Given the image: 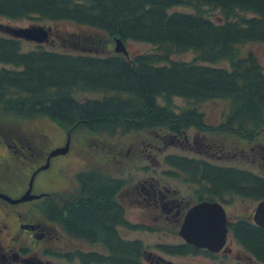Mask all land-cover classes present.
Segmentation results:
<instances>
[{
    "label": "trees",
    "instance_id": "trees-1",
    "mask_svg": "<svg viewBox=\"0 0 264 264\" xmlns=\"http://www.w3.org/2000/svg\"><path fill=\"white\" fill-rule=\"evenodd\" d=\"M212 10L218 13L213 16ZM0 15L66 20L89 30L58 33L72 44L64 49L42 44L23 49L21 39L0 33V146L5 149L16 145L12 135L29 138L32 133L18 122L38 117L71 135L83 129L107 138L157 128L180 134L195 126L250 140L264 124V65L254 52L240 53L244 43L264 42V0H0ZM115 37L146 42L153 49L116 52ZM184 51L193 52L192 58L172 57ZM220 61L226 65H217ZM85 92L87 97L79 95ZM175 96L190 104L177 110L171 103ZM212 99L228 103L217 124H208L194 105ZM9 149L7 156H20L19 164L32 155L28 146ZM163 162L184 169L192 182L207 183L211 191L203 193L216 199L227 194L264 197V177L203 157L170 154ZM104 170L97 164L88 176L79 175L88 198L67 223L111 233L108 245L121 250H110L106 259L130 264L136 262L135 251L109 232L120 214L113 211L106 188L115 179ZM231 226L237 241L264 260V227L247 218Z\"/></svg>",
    "mask_w": 264,
    "mask_h": 264
},
{
    "label": "flooded vegetation",
    "instance_id": "flooded-vegetation-1",
    "mask_svg": "<svg viewBox=\"0 0 264 264\" xmlns=\"http://www.w3.org/2000/svg\"><path fill=\"white\" fill-rule=\"evenodd\" d=\"M193 127L195 126L182 130L180 134L168 132L165 139L176 138L175 140H183V143L190 147L192 143H196L198 147L204 148L209 153H211L210 151H212V153L219 152L224 156H233L234 158L241 156L246 158V160L264 164V162L260 161V159L264 160V142L259 141L258 135H255L253 139L250 140L240 137L233 139L231 135H226L227 140H225V142L213 140L214 143L208 144L205 141L206 135L200 134V131L193 136L192 141L190 140L188 130ZM217 132L218 131H215L214 134L215 139H218ZM238 139L243 142L240 143L237 141ZM235 151L240 152V155H234ZM170 154H181L194 158L203 157L213 164L229 166L228 169L231 170L235 168L237 171H246L258 177H264V171L258 170L256 167L250 168L248 166L234 164L225 165L199 154L188 155L187 153H168L166 155L169 156ZM106 156L109 164L106 167L105 165H101V167L105 169L104 171L111 173V177L115 179V181L106 188L111 196L110 201L113 202V205L111 204L113 206V211L120 214L113 220L112 229L109 232H113L112 237L114 239L116 238L119 241H123L124 245H127L126 250L135 251L136 262L133 261L130 262V264H194L193 262L195 261H213L215 264H227L225 259L229 256H233L238 262H243L244 264H264V260L257 259L250 250L237 241L231 226L232 223H236L237 220L242 218H247L255 224L252 218V212L248 216L236 215L233 217L229 215L227 210V207L234 202L236 198H240L244 201H253L255 207L257 201L264 197L259 199L235 195H230L228 197L227 194L223 196L222 199H216L211 197L209 193H203L205 191H211L207 183H202L200 185L192 182L182 174L185 173L184 169L173 168L168 164L169 167L164 169L163 172L174 177L172 179L183 181L182 183L185 185V189L181 190L177 187V184L158 183L153 177L133 182L132 177L123 178L121 174L116 175L114 172L115 167L110 166V162L115 163L117 160L116 151L112 152L107 150ZM111 156L113 160H111ZM213 156H215L216 160H220L219 158H221L216 155ZM91 169L92 165L81 169L75 174L76 182L69 186H65L61 189L54 188L49 193L41 191L38 192L40 194L39 197L30 199H45L44 201L50 203L47 204V206L45 205V208H40L44 212L47 220L28 221L22 218V214H30L33 212L30 208L23 212L18 211L13 213L12 215L15 219L9 218L12 217L11 213L5 211V215L3 214L5 220L0 222V233H5V235L9 236L6 241L0 238V264H54V261L50 258L42 262L39 252L49 254L50 256L54 255L53 258L60 257L69 262L74 259V261L77 260L79 264L113 263L111 260L106 259V257L109 256L110 250L121 249H113V247L108 245V236L111 237V233H107L106 236V234L98 228H94L92 231L78 228L72 224H75L74 219H72V226L67 223L68 218L69 220L70 217L73 218L75 210L79 209L80 206L87 201L88 194L85 191L84 183L80 181L79 175L82 173L88 176ZM144 169L151 170V167H146ZM27 188L28 186H26L24 191ZM203 200H215L220 202L226 213V236L223 244L217 249H210L206 246H199L189 242L179 232L189 208ZM128 207H133V209L141 213L140 216L142 219L139 220L140 223H138L137 220L132 221L131 218L127 216ZM151 217L154 219L157 218L154 225H150L148 221H144L147 219L149 220ZM137 224L140 227H155V230L164 231L167 235L172 236H169L170 240L167 241L157 240L153 245L147 244L137 237L123 236L122 232L129 230L128 228ZM235 244L237 246H235ZM51 250L64 251L57 252ZM180 259H183V261L188 260V263L181 262Z\"/></svg>",
    "mask_w": 264,
    "mask_h": 264
},
{
    "label": "rangeland",
    "instance_id": "rangeland-1",
    "mask_svg": "<svg viewBox=\"0 0 264 264\" xmlns=\"http://www.w3.org/2000/svg\"><path fill=\"white\" fill-rule=\"evenodd\" d=\"M218 10H212V15H216ZM42 24L44 27H50L51 33L49 39L42 41L44 47H53L55 49H64L65 47L69 48L72 46L70 40H61L58 33H68V32H81L88 33L86 27L79 26L73 22L66 20L51 21L45 19H32V18H17L11 19L0 15V33H8V26H23L27 24ZM21 44L23 49H29L35 47L37 42L29 41L26 39H21ZM125 45L129 51V54L133 55L137 52L152 50L153 45L141 42L128 40L125 42ZM104 51V50H103ZM248 51L254 52L258 60L264 65V42L253 41L247 42L241 45L240 53L245 54ZM193 52L184 51L174 53L172 55L175 59H191ZM217 65H226V62L220 61ZM81 97L85 98L89 95L88 92L79 94ZM161 104L165 103V100L162 98L158 99ZM172 105L177 109H183L184 106L189 105L190 103L183 100L181 97H173L171 99ZM204 113V119L208 124H217L223 117V114L228 108V103L224 99H212L208 101L201 102L200 104H194ZM16 124V123H15ZM20 127L25 128L26 130L32 132L28 134L27 137L23 138L20 136L12 135L13 143L16 145L10 144V148L14 147H29L32 151V155L28 161L23 160V164H19L20 156L17 155L16 159L13 156H6L7 151H11L9 147L0 146V190L8 193L12 197H18L24 192V189L29 184L30 174L32 169L35 166L43 163L45 161L46 154L49 150L56 146H62L66 141V132L65 130L56 122L48 120L45 117H38L31 119L29 121L18 122ZM17 126V125H16ZM17 131V129H15ZM190 140H193V136L200 131V134L206 135V143H212L213 140L225 142L227 140L226 133L218 131V139L214 138V132H206L204 130L193 127L188 130ZM259 136V141L264 142V124L259 126L256 130ZM167 131L162 128H157L155 130L141 131V132H132L128 135H124L120 138H107L104 135H90L86 130L79 129L71 135L69 150L66 153L59 154L50 159V164L46 169L38 171L33 179L31 192H51L54 188H64L69 186L72 183L76 182L75 174L78 173L81 169L91 166V165H107L106 152L107 150L116 151V161L113 162V167H115L114 172L116 175H122V177H132L133 182L142 181L145 178L153 177L154 180H157L158 183H172L177 184V187L181 190L185 189L183 181L179 179H172L174 177L169 176L163 172L164 169L169 167L163 162L164 156L168 153H187L188 155H204L211 158L214 161H217L221 164H234L240 166H248L250 168L256 167L258 170L264 171V164H259L260 162H252L246 160V158L237 156H224L219 152L210 151L209 153L204 148L198 147L195 143H192L190 146H187L183 143V140H175L176 138H167ZM155 135V136H154ZM40 136L42 139H40ZM91 137V138H90ZM233 139L236 137L232 136ZM103 141L106 143L103 144ZM201 141V139H200ZM240 143L242 140H237ZM110 143V145H108ZM214 143V142H213ZM107 145V148L104 149V145ZM249 149V146H248ZM232 150V149H231ZM131 152V154H130ZM207 152V153H206ZM216 155L220 160H216ZM218 154V155H217ZM221 156H220V155ZM234 155H240V152L235 151ZM260 161L264 162L263 159ZM151 167V170H145L144 168ZM260 167V169H259ZM262 167V168H261ZM165 176H164V174ZM24 176V177H23ZM171 177V178H169ZM40 196V195H39ZM38 196V197H39ZM36 198V197H34ZM45 199H26L18 202H9L0 198V222L5 220L3 214L5 211L11 213L12 219L13 213L23 212L26 209L30 208L33 212L30 214H22L26 220H47L45 218L44 212L40 209L43 207ZM47 200V199H46ZM254 207V202L250 200H242L236 198L228 207V213L231 216L236 215H250ZM127 216L131 218L132 221L141 220L139 211L133 209V207H128ZM157 219V218H156ZM151 217L148 221L150 225L155 224V220ZM49 221V220H48ZM129 230L122 232L123 236L127 237H137L142 239L145 243L153 245L155 241H167L170 240L169 236L161 230H155L153 228H147L146 226L140 227L138 224L133 227L128 228ZM9 235L5 233H0V238L6 241ZM174 238V237H173ZM1 241V240H0ZM235 246H237L235 244ZM61 252L64 250H51ZM35 254L34 252H32ZM39 255L44 262L46 259L50 258L54 261V264H79L77 260H70V262L63 258L57 257L53 258L49 254H43L39 252ZM227 264H244L243 262H238L233 256L226 257L225 259ZM181 262L188 263V260L180 259ZM194 264H215L213 261L207 262H193Z\"/></svg>",
    "mask_w": 264,
    "mask_h": 264
},
{
    "label": "water",
    "instance_id": "water-1",
    "mask_svg": "<svg viewBox=\"0 0 264 264\" xmlns=\"http://www.w3.org/2000/svg\"><path fill=\"white\" fill-rule=\"evenodd\" d=\"M7 29L14 36L23 37L37 42L47 40L51 31L50 27H44L43 25L37 24L9 26ZM114 50L128 54L125 44L120 37H115ZM68 146L69 136L64 145L55 147L49 151L46 162L33 171L29 180V187L23 194L19 197L13 198L7 193L0 191V197L9 202H18L39 196V194L30 192L35 172L47 167L49 157L58 153L66 152ZM252 218L256 224L264 227V198L257 201L253 210ZM226 230V214L222 204L215 200H203L189 208L179 232L189 242L199 246H206L210 249H217L225 240Z\"/></svg>",
    "mask_w": 264,
    "mask_h": 264
}]
</instances>
